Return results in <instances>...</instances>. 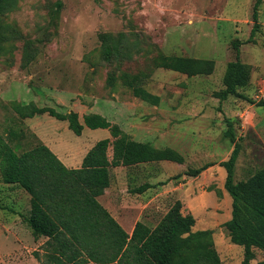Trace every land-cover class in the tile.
I'll return each instance as SVG.
<instances>
[{
    "label": "rangeland",
    "instance_id": "1",
    "mask_svg": "<svg viewBox=\"0 0 264 264\" xmlns=\"http://www.w3.org/2000/svg\"><path fill=\"white\" fill-rule=\"evenodd\" d=\"M258 1L20 0L4 16L10 36L0 54V140L19 141L22 150L42 142L76 166L97 142L109 138L107 165L114 183L103 204L137 212L150 202L141 220L154 228L181 201L182 213L195 218L193 231H212L222 264H242L244 248L231 242L225 226L232 217V197L220 163L235 147L225 137L229 120L240 143L236 182L264 167V106H258L264 102V0ZM255 23L259 28L249 41ZM107 34L120 44L110 59L102 40ZM236 40L241 41V60L251 68L250 84L239 89L246 99H219L227 64L237 57ZM162 56L213 60L215 69L189 77L157 66L155 59ZM135 79L159 96V104L135 97L128 85ZM16 104L74 111L82 122L86 114H100L135 140L173 148L185 161L123 167L108 129L85 127L77 135L67 121L47 113L22 118ZM13 129L20 132L18 138L8 134ZM207 163L214 167L187 175ZM146 183L153 187L132 192ZM30 208V195L4 184L0 176V264H17L19 256L24 263L31 259L26 236L20 247L9 238L13 231L28 229L24 217ZM254 250L251 264H259L264 252Z\"/></svg>",
    "mask_w": 264,
    "mask_h": 264
},
{
    "label": "trees",
    "instance_id": "2",
    "mask_svg": "<svg viewBox=\"0 0 264 264\" xmlns=\"http://www.w3.org/2000/svg\"><path fill=\"white\" fill-rule=\"evenodd\" d=\"M20 0H0V54L9 42L4 16L13 11ZM261 0L258 1L260 4ZM257 7L254 20L257 22ZM259 25L255 23L251 39ZM10 36V35H9ZM119 37L122 34L118 35ZM109 34L102 35L104 56L110 59L120 47ZM236 60L227 64L223 77L224 88L218 98L236 96L246 99L239 89L250 84L251 68L240 58L239 45L234 41ZM157 66L189 77L210 75L214 72L213 60H198L184 57L162 56L155 59ZM135 79L130 82L133 94L145 102L159 104V96L151 94ZM111 84L114 85L112 79ZM252 102V101H251ZM254 103V102H253ZM264 106V102L258 103ZM22 118L49 114L60 121H67L69 129L81 135L85 127L108 129L118 144L117 160L123 167H135L157 162L184 163V156L173 148L160 149L150 142L135 140L118 124H113L100 114H86L83 122L78 113L58 112L54 108L37 107L31 104L15 106ZM228 122L225 137L234 144L230 158L220 163L227 175L225 188L232 197V217L225 226L232 243L244 248L242 264H251L256 254L254 248L264 252V167L248 179L236 182L235 167L240 154V143L236 140L232 121ZM8 134L18 138L20 132L9 130ZM110 140L95 144L83 159L81 168H68L44 143L22 150V143L15 145L0 140V176L4 184L16 185L30 195V211L24 219L32 235L39 239L47 237L43 245L45 253L35 251L42 264H222L211 230L193 231L195 218L182 213L183 204L177 201L160 223L152 228L138 222L131 235L117 223L99 197L110 187L112 175L107 165ZM214 163L188 171L189 176H198ZM164 184V183H161ZM153 185L146 183L132 192L143 193ZM86 251L88 259H64L68 252ZM79 257V256H76ZM75 262V263H74ZM117 262V263H116ZM264 264V261L259 262Z\"/></svg>",
    "mask_w": 264,
    "mask_h": 264
},
{
    "label": "crops",
    "instance_id": "3",
    "mask_svg": "<svg viewBox=\"0 0 264 264\" xmlns=\"http://www.w3.org/2000/svg\"><path fill=\"white\" fill-rule=\"evenodd\" d=\"M88 152H86V154ZM86 154L84 156H82L79 165H76V166L71 165V164H73L72 163L73 161H72V158H69V156H64V160H62V162L68 168L78 169V168H81L83 159L86 156ZM213 167L214 166H211L208 169H212ZM113 183H114V178H112L111 185L105 191V194L108 193V190L113 186ZM103 196L99 197V202L103 205V207L106 210H108V212L111 214V216L125 230V232L128 233L129 235H131L133 233L134 229H135L136 224L138 222H140V221L143 222V220H141L142 215H143V213L145 211V208L150 204V202L147 203V204H145V207H143V209H141V210H138L137 212L136 211H132V209H128L125 205H123L122 207H120L117 211H114L113 209L109 208L107 205H105V204H103L101 202V198ZM143 223H145V222H143ZM23 236H26L27 237V240L31 241L30 244L32 246L33 255H31V259L27 263H24L22 261V258L19 256L18 259L16 260L17 264H42L35 257L34 252L35 251H39L41 253V255H43L45 253L44 248H43V245L46 243V241L48 240V238L47 237H41L39 239H36L32 235V232L29 229V227H28L27 230L24 231V234H22V232H20V231H13V232H11V234L9 235V238H10L11 242L16 245V247H20V244L21 243H24V241H25L24 238H23ZM76 256H79V257H76ZM69 258H76V260H79V259H88L89 260V255H88V252L83 251V250H81L79 252L78 251L77 252L68 251L64 255V259H69ZM87 264H93V263L92 262H89Z\"/></svg>",
    "mask_w": 264,
    "mask_h": 264
}]
</instances>
